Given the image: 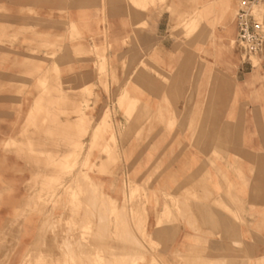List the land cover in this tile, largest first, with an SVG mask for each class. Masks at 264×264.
Instances as JSON below:
<instances>
[{
    "label": "rangeland",
    "instance_id": "374dc122",
    "mask_svg": "<svg viewBox=\"0 0 264 264\" xmlns=\"http://www.w3.org/2000/svg\"><path fill=\"white\" fill-rule=\"evenodd\" d=\"M11 1L0 0V48L26 47L40 98L23 143L5 144L22 147L30 177L19 226L0 222V264L76 251L78 264H264V52L231 46L236 0H101L94 36L70 0L48 31L33 6L11 18ZM92 57L96 81L81 83Z\"/></svg>",
    "mask_w": 264,
    "mask_h": 264
},
{
    "label": "crops",
    "instance_id": "0c3cea01",
    "mask_svg": "<svg viewBox=\"0 0 264 264\" xmlns=\"http://www.w3.org/2000/svg\"><path fill=\"white\" fill-rule=\"evenodd\" d=\"M109 2H111V0H109ZM238 2L239 0L235 2V11L238 7ZM100 3L101 0H70L65 2L69 9L70 19L76 23H81L83 20L91 21V24H89L91 27L89 29L93 32V34H90L92 36L97 33L95 21L100 19L95 5H99ZM87 5H91V7ZM26 6H33L35 8L38 18L44 22L45 31L50 29L52 21L65 18L61 16L58 11L60 7L64 8V0H13L11 1V18H28V16L21 12V8ZM129 9L131 18L135 17L140 19L142 17V9L133 7H129ZM114 18L118 19L120 16H115ZM233 24L236 39L237 27L235 19H233ZM120 30H116L117 33L115 34L117 36L124 34L121 33ZM61 31H63V28L59 29V33H61ZM127 31L130 32L129 30ZM137 34L140 36V40L143 41L142 36L146 35V33H142L138 30ZM87 36H89V33H87ZM263 52L264 50L261 53ZM5 53H11L12 57L10 61H4V63L0 61V222L4 221L7 223V227H11L12 225V228H14L19 226L16 224V216L21 210L22 204L26 198L27 191H25V187L30 175L28 174V167L21 149L19 150V148L14 147L9 151L5 149V144L23 143L21 137L27 128V122L31 114L34 115L32 109L38 95L37 92L30 87L34 84V79L25 75V59L28 58L26 47L21 46L14 51L0 48V55ZM92 62L91 66H87V70L81 72L80 75L77 73L78 75L76 77L81 78V83L96 81L97 75L94 69L95 57H92ZM132 66L135 67L134 64ZM65 81H67L65 82L67 84L69 80L65 79ZM34 143H39V141L37 140ZM262 163L264 164V159ZM28 222L29 224L25 225L27 228L32 229L35 227L34 224L31 223V220H28ZM263 222L262 220H256L254 221V225L258 227L263 226ZM223 223L224 225L226 224L225 222ZM220 225H222V222ZM7 242L19 243V240L8 239ZM241 258L242 257H239V259Z\"/></svg>",
    "mask_w": 264,
    "mask_h": 264
},
{
    "label": "built area",
    "instance_id": "2783aa9c",
    "mask_svg": "<svg viewBox=\"0 0 264 264\" xmlns=\"http://www.w3.org/2000/svg\"><path fill=\"white\" fill-rule=\"evenodd\" d=\"M264 0H239L234 19L235 43L245 55H258L264 50Z\"/></svg>",
    "mask_w": 264,
    "mask_h": 264
},
{
    "label": "bare ground",
    "instance_id": "6f19581e",
    "mask_svg": "<svg viewBox=\"0 0 264 264\" xmlns=\"http://www.w3.org/2000/svg\"><path fill=\"white\" fill-rule=\"evenodd\" d=\"M148 1H149L150 4H152V3H156V2L159 1V0H148ZM262 17L264 18V16H262ZM73 34H74V33H73ZM234 43H235V38H230V44H231L232 47L234 46ZM100 47H101V46H100ZM96 48H97V47H96ZM97 49H98V51H99V48H97ZM100 54H101V53H100ZM103 54H104V53H103ZM101 55H102V54H101ZM105 55H106V54H104V56H105ZM102 57H103V56H102ZM257 60H258V59H257ZM44 83H45V82H44ZM62 84H63V83H62ZM64 84H65V83H64ZM63 89H64V88H63ZM66 89H67V88H66ZM68 89H69V88H68ZM75 89H76V88H75ZM70 90H71V89H70ZM40 91H41V90H40ZM40 91H39V92H40ZM67 91H69V90H67ZM40 96H41V95H40ZM35 98H36V96H35ZM38 98H40V97H38ZM38 98H36V100H37ZM118 102H119V100L117 101V103H118ZM117 105H118V104H117ZM118 106H119V105H118ZM43 116H44V115H43ZM43 116H42V117H43ZM105 116H106V115H104V117H102V119H101L102 122H103V121L105 122ZM106 117H107V116H106ZM42 119H44V118H42ZM52 119H53V118H52ZM111 119H112V118H111ZM111 119H110V120H111ZM38 121H39V120H38ZM40 121H42V120H40ZM112 121H113V120H112ZM47 122H48V121H47ZM102 122H101V124H102ZM107 122H108V121H107ZM41 123H42V122H41ZM60 123H61V122H60ZM110 123H112V122H110ZM101 124H100V125H101ZM57 125H58V124H57ZM100 125H98V127L96 126V129H97V130L100 128ZM109 125H110V124H109ZM54 126H56V125H54ZM54 126H53V127H54ZM66 127H67V126H66ZM109 127H110V126H109ZM109 127H108V128H109ZM51 128H52V127H51ZM51 128H50V129H51ZM59 128H60V127H59ZM109 130H113V129L109 128ZM41 131H42V130H41ZM45 131H47V130H45ZM49 131H50V130H49ZM53 131H54V130H53ZM28 132H29V131H28ZM61 132H62V131H61ZM66 132H67V131H66ZM47 134H48V133H47ZM49 134H50V133H49ZM35 135L38 136V133L35 134ZM40 135H41V134H40ZM68 135H69V134H68ZM43 137H44V136H43ZM36 138H37V137H36ZM37 139H38V138H37ZM19 148H20V147H19ZM20 149H22V148H20ZM20 149H19V150H20ZM231 187H232V186H231ZM222 192H223V191H222ZM227 196H228V195H227ZM225 200H226V198H225ZM232 206H233V205H232ZM237 207H238V206H237ZM79 214H80V213H79ZM83 215H84V214H83ZM79 216H80V215H79ZM100 217L103 218L104 215L102 214V216H100ZM81 219H82V218H80V220H81ZM75 220H76V219H75ZM80 220H79V221H80ZM100 220H101V219H100ZM77 222H78V221H77ZM163 222H164V221H163ZM74 223H75V222H74ZM78 223H79V222H78ZM101 223H102V222H101ZM104 224H105V223H104ZM164 224H165V223H164ZM4 225H6V224H4ZM4 225H2V226H4ZM42 225L44 226L45 224H42ZM47 225H48V224H47ZM72 225H73V224H72ZM96 225H97V224H96ZM100 225H101V224H100ZM107 225H108L107 223H106L105 225H103V223H102V228H103V230H104L105 228L107 229V227H106ZM123 226H124V225H123ZM100 227H101V226H100ZM104 227H105V228H104ZM41 228H42V227H41ZM115 228H116V227H115ZM44 229H45V228H44ZM44 229H43V230H44ZM48 229L50 230V228H48ZM51 229H52V228H51ZM106 229H105V230H106ZM108 229H109V227H108ZM68 230H69V228H68ZM128 230H129V229H128ZM130 230H131V229H130ZM74 231H75V230H74ZM77 231H78V230H77ZM77 231H76V232H77ZM79 231H80V230H79ZM95 231H98V230H95ZM40 232H42V231H40ZM71 232H72V231H71ZM80 232H81V231H80ZM86 232H87V231H86ZM86 232H85V233H86ZM105 232H106V231H105ZM126 232H127V231H126ZM43 233H44V232H43ZM43 233H42V234H43ZM50 233H51V232H49V233H47V234H50ZM59 233H60V231H59ZM72 233H73V232H72ZM106 233H107V232H106ZM127 233H128V232H127ZM76 234H77V233H76ZM88 234H90V233H88ZM125 234H126V233H125ZM125 234H124V236H125ZM131 234H132V233H131ZM38 235H39V234H38ZM58 235H59V234H58ZM79 235H80V234H79ZM98 235H99V234H98ZM41 236L43 237V235H41ZM80 236H81V235H80ZM82 236H86V235H82ZM87 236H88V235H87ZM89 236H90V235H89ZM92 236H93V234H92ZM95 236H97V235L95 234ZM116 236H117V235H116ZM129 236H130V234H129ZM133 236H134V235H133ZM39 237H40V236H39ZM42 237H41V238H42ZM70 237L73 238L72 235H71V236H70V235H69V236H66V239L63 240V242H64V241H65V242H64V243H60V244H61V249L63 250V251H62V250H61V251L63 252V255H64V256H65L66 253H68L69 251H71V250L73 251V249H70V248H69V249H70V250H69L68 248H66L67 246H69V245L66 246V244H68L69 239H70V240L72 239V238H70ZM102 237L105 238L106 236H102ZM102 237H101V238H102ZM122 237H123V236H122ZM126 237H127V236H126ZM131 237H132V236H131ZM58 238H59V236H58ZM75 238H76V237H75ZM83 238H84V237H83ZM87 238H88V237H87ZM89 238H90V237H89ZM109 238H110V237H109ZM134 238H135V237H134ZM36 239H37V238H36ZM36 239H34V241L31 243V246H33V245L35 244V246H33V247H35V248H36V246H37V245H36V242H38V241H36ZM38 239H39V238H38ZM92 239H93V237H92ZM99 239H100V238H99ZM105 239H106V238H105ZM124 239H125V238H124ZM132 239H133V238H132ZM39 240H40V239H39ZM58 240H59V239H58ZM94 240H95V237H94ZM118 240H119V239H118ZM60 241H62V240H59V241H58V244H59ZM71 241H72V240H71ZM90 241H91V239H90ZM101 241H102V240H101ZM40 242H41V241H40ZM75 242H76V241H75ZM80 242H81V239H80ZM80 242H78V243H80ZM102 242H104V239H103ZM123 242H124V241H123ZM69 243H71V242L69 241ZM72 243H73V242H72ZM93 243H94V242H93ZM95 243H96V242H95ZM98 243H99V241H98ZM60 244H59V245H60ZM74 244L76 245V243H74ZM74 244H73V245H74ZM123 244H125V243H123ZM123 244L121 243V245H123ZM39 245H40V244H39ZM84 245H85V243H84ZM87 245H88V244H87ZM96 245H98V244H96ZM96 245H95V246H96ZM102 245H103V244H102ZM121 245H120V246H121ZM71 246H72V245L70 244V247H71ZM79 246H80V247H79ZM79 246H78V247H79V250H80V248L82 247V245L79 244ZM93 246H94V245H93ZM95 246L93 247L94 249H95ZM103 246H104V245H103ZM44 247H45V246H44ZM50 247H51V245H50ZM50 247H48V248H50ZM56 247H57V246H56ZM74 247H75V246H74ZM52 248H53V247H52ZM52 248H51V249H52ZM71 248H73V246H72ZM105 248H106V247H105ZM116 248H117V247H116ZM51 249H49V250H51ZM59 249H60V248H59ZM66 249H68L69 251H67ZM75 249L77 250L78 248L75 247L74 250H75ZM87 249H89V247H87ZM117 249H118V248H117ZM120 249H121V248H120ZM133 249H134V248H133ZM38 250H39V249H38ZM81 250H83V249H81ZM112 250H113V249H112ZM118 250H119V249H118ZM32 251H33V249H32ZM34 251H36V250H34ZM46 251H47V250H46ZM90 251H91V250H90ZM120 251H121V250H120ZM48 252H49V251H48ZM48 252H47V253H48ZM51 252H52V251H51ZM62 252H60V253H62ZM76 252L79 253L78 251H76ZM76 252H74V253L72 252V253H73V254H76ZM82 252H83V251H82ZM92 252H93V251H92ZM113 252H114V251H113ZM29 253H30V250H29V252H27V257H28V255H29ZM31 253H35V252H31ZM36 253H37V252H36ZM64 253H65V254H64ZM85 253H86V251H85ZM118 253H119V252H118ZM39 254H40V253H39ZM44 254H45V253H44ZM48 254H49V253H48ZM70 254H71V253H70ZM73 254H71V255H68V254H67L68 256L71 257V260H69V259H70L69 257L66 258V259H64L65 257L62 256V255H61V258L64 257L63 259L66 261V262H65L66 264H78V263H79L78 261H74V260H73V258H72V255H73ZM79 254H80V253H79ZM81 254H82V253H81ZM131 254H133V253H131ZM77 255H78V254H77ZM85 255H87V254H85ZM85 255H84V256H85ZM89 255L92 256V254H89ZM89 255H87V256H89ZM121 255H123V254L121 253ZM75 256H76V255H75ZM78 256H79V255H78ZM78 256H77L78 260H81L80 262L82 263L83 258L81 259V257L79 256V257H80V258H79ZM81 256H82V255H81ZM84 256H83V257H84ZM87 256H86V259H87ZM94 256H95V255H94ZM94 256H93V257H94ZM110 256H111V255H110ZM135 256H136V255H135ZM142 256H143V255H142ZM40 257H41V256H40ZM49 257H50V256H49ZM113 257H115L114 254H113ZM130 257H131V256H130ZM29 258H30V257H29ZM31 258H32V257H31ZM74 258H75V257H74ZM95 258H96V257H95ZM105 258H106V257H105ZM119 258H120V256H119ZM84 259H85V257H84ZM131 259H132V258H131ZM134 259H135V258H134ZM29 260H30V259H29ZM49 260H50V259H49ZM49 260H48V261H49ZM87 260H88V259H87ZM87 260H86V261H87ZM92 260H93V259H92ZM103 260H105V259H103ZM22 261H24V260H22ZM84 261H85V260H84ZM84 261H83V262H84ZM88 261H89V262L91 261V257H89V260H88ZM88 261H87V263L90 264ZM107 261H108V260H107ZM150 261H151V260H150ZM52 262H53V261H52ZM91 262H92V261H91ZM104 262H106V261H104ZM114 262H118V263H119V260L114 261ZM50 263H51V262H50ZM65 263H64V264H65ZM84 263H85V262H84ZM97 263H98V262H97ZM100 263H101V261H100ZM107 263H108V262H107ZM110 263H111V261H110ZM110 263H109V264H110ZM20 264H27V262H25V263H24V262H21ZM51 264H52V263H51ZM85 264H86V263H85ZM93 264H94V263H93ZM104 264H105V263H104ZM113 264H114V263H113Z\"/></svg>",
    "mask_w": 264,
    "mask_h": 264
}]
</instances>
